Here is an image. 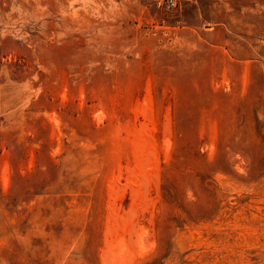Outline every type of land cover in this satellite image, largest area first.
<instances>
[{
    "label": "rangeland",
    "instance_id": "obj_1",
    "mask_svg": "<svg viewBox=\"0 0 264 264\" xmlns=\"http://www.w3.org/2000/svg\"><path fill=\"white\" fill-rule=\"evenodd\" d=\"M0 264H264V0H0Z\"/></svg>",
    "mask_w": 264,
    "mask_h": 264
}]
</instances>
